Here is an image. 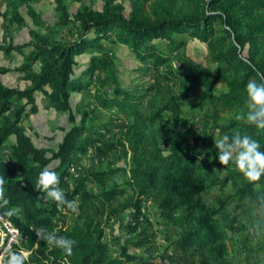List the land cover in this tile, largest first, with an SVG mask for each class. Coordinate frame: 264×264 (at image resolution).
<instances>
[{
	"label": "trees",
	"instance_id": "obj_1",
	"mask_svg": "<svg viewBox=\"0 0 264 264\" xmlns=\"http://www.w3.org/2000/svg\"><path fill=\"white\" fill-rule=\"evenodd\" d=\"M53 1L55 23L70 26L67 35L58 38L30 30L26 43L5 37L0 44L5 57H22L12 70L27 82L25 87H13L0 81V176L9 200L0 215L20 234V244L10 251L24 253L26 264H128L138 256L125 243L113 250L103 239L106 228L129 210L131 218L119 224V230L135 233L144 220L142 202L151 197L159 221L174 228L176 235L168 236L164 253L137 263L164 264L169 257L172 264H235L229 258L228 234L245 225L224 210V201L212 205L200 195L232 183L231 197L237 203H252L256 192L234 164L218 162L214 141L217 134L239 130L257 139L264 151V132L235 118L218 122L223 113L245 106L247 83L257 78V71L264 74V0H154L149 5L148 0H132L128 14L118 0H102L98 9L81 3L74 12L66 0ZM11 5L9 16L0 14L9 24L22 23L18 2ZM27 11L34 24L43 26L30 6ZM184 34L206 46L212 69L189 57L184 70L169 62L170 55L162 52L158 40L174 51L186 45L180 36ZM115 45L126 46L142 65L145 86L119 81ZM82 54L87 58L80 66L77 57ZM9 70L0 66V73ZM186 81L188 85L176 92V86ZM218 83L224 86L217 88ZM193 88L206 103V110L196 117L201 130L195 133L184 127L181 104ZM39 92L51 107L65 112L71 124L52 149L37 146L22 124L26 113L36 111ZM79 92L88 93L91 100L80 104L77 120L72 102ZM150 92L153 96L142 108ZM100 111L107 115L105 120L88 121ZM90 148L101 157L118 153L123 165L71 171ZM46 166L57 173L66 199L77 202L75 213L60 211L36 189L38 174ZM91 183L97 190L90 188ZM259 186L264 188V177ZM12 207L22 209L18 216L5 215ZM68 214L80 219L67 225ZM38 228L74 239L73 255L38 240L34 232ZM148 235L137 238L134 246L146 245Z\"/></svg>",
	"mask_w": 264,
	"mask_h": 264
},
{
	"label": "rangeland",
	"instance_id": "obj_2",
	"mask_svg": "<svg viewBox=\"0 0 264 264\" xmlns=\"http://www.w3.org/2000/svg\"><path fill=\"white\" fill-rule=\"evenodd\" d=\"M14 0H0V13H6L8 16L11 14L12 2ZM122 2L124 6L125 14H128L132 9V0H118ZM154 0H148L146 5H149ZM18 12L22 18V23L16 22L9 24L3 16L0 14V44L5 41V37H11L14 43H26L31 40L30 30H34L39 33L49 32L55 33L58 38H62L68 34L70 26L58 25L55 23L56 20V7L53 0H25L24 3L20 4L18 0ZM66 3L70 11L74 12L81 3L88 4L93 8H100L102 0H66ZM30 6L34 12L44 21L43 26L34 24L29 13L27 11ZM6 26V29H5ZM186 39V45L174 50L164 40H158V44L162 52L170 55V61L174 67L184 70L186 68L185 57H189L197 63H200L205 69H212L213 64L210 62L207 56L206 46L197 40L189 38L187 35H180ZM7 38V39H8ZM114 59L118 66V78L119 81L125 86H145L146 78L143 73L142 65L133 56V54L123 45H115L112 47ZM29 47L25 48L24 51L28 52ZM86 54L78 56L80 66L83 65ZM22 60L20 55H14L13 58H7L0 51V66L8 67L10 70L5 73H0V81L8 86L13 87H25L27 82L23 79L22 74L12 70L14 66L19 64ZM188 85V81L178 84L176 86V92ZM224 86L222 83L216 85L217 88ZM200 93L199 89H192L186 96L181 99V104L185 112L186 123L184 127L188 128L191 133H195L201 130L202 125L197 122L196 117H199L203 110H206V103L198 98ZM85 94V95H83ZM74 101L72 107L74 115L79 120V108L82 102L86 103L91 100V96L87 93L79 92L73 94ZM153 96V93L147 94L142 100V108L146 106L147 101ZM36 111L33 113H26L22 124L31 135L33 142L37 146L46 148H55L57 143L60 141L63 132L66 128L70 127L67 114L65 112L57 111L50 106L48 100L42 93H37L35 98ZM20 104V103H18ZM16 104V106L18 105ZM242 110H246V106L241 107L237 111H229L222 114L218 119L220 123H226L228 120L235 118V115ZM107 115L102 111L96 112L95 117L93 115L88 116V121H101L105 120ZM223 134H217L215 140L219 139ZM11 137L10 140H12ZM86 156H82L79 160L77 167H72L71 171H81L84 169H95L100 166L115 167L123 165V158L118 153L101 157L95 154L94 150L88 149ZM5 155L8 151L3 150ZM7 157V156H6ZM124 167V166H123ZM126 168V167H124ZM122 177V173L119 172L117 178ZM90 188L97 190L98 186L95 183L90 184ZM234 191L232 183H228L223 190L217 188L212 189L210 192H203L200 197L212 205H219L224 201V210L231 216L236 217L237 222L245 225V228L241 230L230 231L228 234L229 243V258L235 264H264V238L257 239L252 236L249 231L251 223L250 209L252 203L243 201L237 203L233 197H231ZM243 204V205H242ZM126 211L124 214L112 219L106 228L104 234V241L110 244L113 250L117 251L123 243L126 244L127 248L133 254L138 257L136 260L128 264H140L137 263L142 259L147 260L151 256L158 257L161 253H164L165 247L168 244V236L172 238L176 235L174 228H165L164 225L159 221L155 203L151 197L145 198L142 202V214L144 217L143 222L139 225L137 231L132 234H121L119 230V224L127 221L131 218L129 213ZM66 224L71 225L73 222L79 220L77 214H68L64 217ZM121 234V235H119ZM149 234L146 245L134 246V241L140 238L142 235ZM119 236V237H118ZM121 236V237H120ZM164 264H172L169 262V257L166 258Z\"/></svg>",
	"mask_w": 264,
	"mask_h": 264
},
{
	"label": "clouds",
	"instance_id": "obj_3",
	"mask_svg": "<svg viewBox=\"0 0 264 264\" xmlns=\"http://www.w3.org/2000/svg\"><path fill=\"white\" fill-rule=\"evenodd\" d=\"M257 78L249 80L245 87L246 98L244 104L246 110L235 115V119L241 123L253 126L258 133L264 132V74L259 71ZM217 149L218 162L227 166L232 163L236 170L243 176L244 181L256 187L250 209L251 223L249 231L257 239L264 238V188L259 186L264 177V151L261 150L259 141L248 134H242L239 130L230 135L225 134L214 141ZM36 189L43 193L44 201L54 202L62 212L78 210L76 201L67 200L64 191L59 187L57 173L47 166L38 174ZM9 200L5 197V179L0 176V208H7ZM22 211L19 207L7 209L5 215L18 216ZM36 238L43 241L49 248L61 250L66 256L73 255L76 244L74 239L57 235L55 231L45 228L34 229ZM27 256L22 252L8 251L7 256L0 255V264H26Z\"/></svg>",
	"mask_w": 264,
	"mask_h": 264
},
{
	"label": "bare ground",
	"instance_id": "obj_4",
	"mask_svg": "<svg viewBox=\"0 0 264 264\" xmlns=\"http://www.w3.org/2000/svg\"><path fill=\"white\" fill-rule=\"evenodd\" d=\"M0 223H3L5 225L4 226V234H11V229L12 228H10L8 225H6L4 223V220H3V218H2L1 215H0ZM15 232H17V231H15ZM19 240H20V236L19 235H16V236L13 237V240L11 242H5V244H3V251H1L0 255H3V256L6 257L7 254H8V251L12 249V246L13 245L18 244L19 243Z\"/></svg>",
	"mask_w": 264,
	"mask_h": 264
},
{
	"label": "built area",
	"instance_id": "obj_5",
	"mask_svg": "<svg viewBox=\"0 0 264 264\" xmlns=\"http://www.w3.org/2000/svg\"><path fill=\"white\" fill-rule=\"evenodd\" d=\"M73 172H76V171H73ZM4 226L5 225L3 223H0V253L1 251H3V244H5V242H11L14 236L20 235L19 233L15 232L12 229H11V234H4Z\"/></svg>",
	"mask_w": 264,
	"mask_h": 264
}]
</instances>
